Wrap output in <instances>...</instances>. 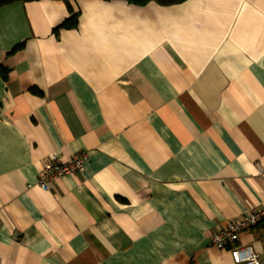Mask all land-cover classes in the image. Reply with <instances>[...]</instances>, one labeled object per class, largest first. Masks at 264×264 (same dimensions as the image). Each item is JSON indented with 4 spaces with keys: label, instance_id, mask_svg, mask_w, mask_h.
<instances>
[{
    "label": "crops",
    "instance_id": "obj_1",
    "mask_svg": "<svg viewBox=\"0 0 264 264\" xmlns=\"http://www.w3.org/2000/svg\"><path fill=\"white\" fill-rule=\"evenodd\" d=\"M262 210L264 0L0 7V264H233L211 234Z\"/></svg>",
    "mask_w": 264,
    "mask_h": 264
},
{
    "label": "built area",
    "instance_id": "obj_2",
    "mask_svg": "<svg viewBox=\"0 0 264 264\" xmlns=\"http://www.w3.org/2000/svg\"><path fill=\"white\" fill-rule=\"evenodd\" d=\"M85 159V153H77L66 161L55 156L51 157L38 174L37 186L43 191H48L50 183L80 172ZM263 219L264 210L250 212L239 220L227 222L222 229L211 234V247L228 252L233 264H261V255L251 246L237 245V243L240 234L250 232Z\"/></svg>",
    "mask_w": 264,
    "mask_h": 264
},
{
    "label": "trees",
    "instance_id": "obj_3",
    "mask_svg": "<svg viewBox=\"0 0 264 264\" xmlns=\"http://www.w3.org/2000/svg\"><path fill=\"white\" fill-rule=\"evenodd\" d=\"M32 1H36V0H0V7L10 5L16 2H32ZM125 1L138 4V5H143L150 0H125ZM154 1L160 5H172V4L180 3L184 0H154ZM76 23H77V15H73L69 19L65 20L59 27H57L55 31H58L59 29H72L76 26ZM17 49L18 48H15L14 50H17ZM1 74H2V77L5 78L4 71H1ZM260 224H264V219L258 223V225Z\"/></svg>",
    "mask_w": 264,
    "mask_h": 264
}]
</instances>
